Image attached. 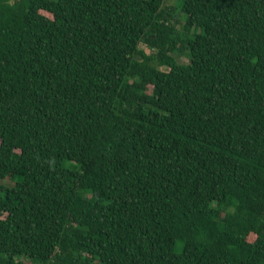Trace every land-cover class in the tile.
Instances as JSON below:
<instances>
[{
  "label": "trees",
  "instance_id": "1",
  "mask_svg": "<svg viewBox=\"0 0 264 264\" xmlns=\"http://www.w3.org/2000/svg\"><path fill=\"white\" fill-rule=\"evenodd\" d=\"M166 2L0 0V264H264V0Z\"/></svg>",
  "mask_w": 264,
  "mask_h": 264
},
{
  "label": "rangeland",
  "instance_id": "2",
  "mask_svg": "<svg viewBox=\"0 0 264 264\" xmlns=\"http://www.w3.org/2000/svg\"><path fill=\"white\" fill-rule=\"evenodd\" d=\"M176 2V0H167V5H171L173 6V4ZM142 50H144L147 54L151 53L150 50H148L147 48L141 47ZM181 60V59H180ZM186 59H183L182 62H186Z\"/></svg>",
  "mask_w": 264,
  "mask_h": 264
}]
</instances>
